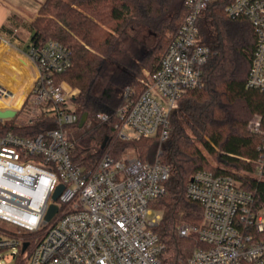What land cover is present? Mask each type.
<instances>
[{
  "label": "built area",
  "instance_id": "built-area-1",
  "mask_svg": "<svg viewBox=\"0 0 264 264\" xmlns=\"http://www.w3.org/2000/svg\"><path fill=\"white\" fill-rule=\"evenodd\" d=\"M213 1L185 0L186 15L157 67L140 78L137 92L126 91L128 99L116 111L117 136L169 137L172 111L182 94L201 83L211 54L200 41L199 21ZM225 11L233 18L246 16L254 27L246 85L264 91V0H232ZM17 49L34 80L17 107L4 102L15 92L0 82V110H14L16 116L26 106L40 107L26 122L43 110L54 124L32 136L0 134V220L17 227L0 225V253L11 249L3 256L20 255L24 264H163L165 244L156 231L162 213L151 203L166 193L170 167L159 159L145 162L108 153L94 166L77 164L67 126L79 122L78 91L57 81L71 66L69 48L51 39ZM96 117L108 121L111 112L101 110ZM260 127L256 116L250 128L258 132ZM258 149L256 169L244 171L264 181V140ZM186 194L202 204L204 221L201 226L181 222L178 233L188 237L196 232L204 246L180 264H264V192L258 196L232 174L198 170ZM52 204L57 210L47 219Z\"/></svg>",
  "mask_w": 264,
  "mask_h": 264
},
{
  "label": "trees",
  "instance_id": "trees-1",
  "mask_svg": "<svg viewBox=\"0 0 264 264\" xmlns=\"http://www.w3.org/2000/svg\"><path fill=\"white\" fill-rule=\"evenodd\" d=\"M231 1H213L199 21L200 41L210 46L211 54L201 83L179 98L164 141L159 135L117 136L116 111L126 103L127 89L137 92L140 78L157 67L186 15L185 0H45L31 24V40H58L70 50L71 66L57 81L78 91L74 102L79 122L84 112L89 113L88 122L82 127L77 122L70 134L74 161L94 166L104 154L120 158L134 150L142 161L159 159L170 167L166 193L151 203L162 213L156 231L165 244L163 264H180L204 246L196 232L188 237L178 233L181 222L201 226L204 221L202 204L186 194L195 172L232 174L258 196L264 192V181L236 172L254 171L261 157L264 91L246 85L256 36L246 16L226 13ZM101 110L111 112L108 121L96 117ZM256 116L261 121L258 132L250 128ZM53 124V117L41 110L20 125L0 122V134L32 136ZM106 136L104 148L88 152L94 141L102 143ZM15 264H24L20 255Z\"/></svg>",
  "mask_w": 264,
  "mask_h": 264
},
{
  "label": "crops",
  "instance_id": "crops-1",
  "mask_svg": "<svg viewBox=\"0 0 264 264\" xmlns=\"http://www.w3.org/2000/svg\"><path fill=\"white\" fill-rule=\"evenodd\" d=\"M44 1L0 0V7L4 8L6 19L0 25V29L3 28V25L8 27L3 30L8 34L7 40L0 41V82L15 92L11 99L4 101L15 107L21 105L34 80L28 62L20 57L17 49V47L24 48L21 27L26 26L32 31L31 24L39 15L40 7ZM15 34L17 35L15 36Z\"/></svg>",
  "mask_w": 264,
  "mask_h": 264
},
{
  "label": "rangeland",
  "instance_id": "rangeland-1",
  "mask_svg": "<svg viewBox=\"0 0 264 264\" xmlns=\"http://www.w3.org/2000/svg\"><path fill=\"white\" fill-rule=\"evenodd\" d=\"M4 8L0 7V25L2 24V22H5V16H4ZM1 32V36L4 40H7L8 34L3 32V29H0ZM21 33H22V40H23V45L24 48H27L28 45L30 44V42L32 41L31 36H32V31L29 30L28 27L26 26H22L21 27ZM3 41V40H2ZM70 85V84H69ZM71 86V85H70ZM72 87V86H71ZM36 109V110H35ZM37 110H40V107L34 108L32 106H26L23 110H21L20 112H18V114L14 117H5L3 119H0L1 124H12V125H20L22 124L24 121H26L27 119L33 117L35 115V112ZM76 127L75 124L73 125H69L67 126V129L69 131L70 134H72L74 128ZM100 141H94L91 144V148L88 150V152H93L97 146L100 144ZM124 155L127 156H138L136 154V152L134 150H128L127 152L124 153ZM212 163H214V161H212ZM236 172L238 173V175H245V171L244 170H236ZM0 225L6 228H10L11 230H16L17 227L14 225L9 224L8 222L2 221L0 220ZM11 252V249L9 250H3L0 253V264H15L16 263V259H14L13 257L9 256L8 258L3 256V254H6Z\"/></svg>",
  "mask_w": 264,
  "mask_h": 264
},
{
  "label": "water",
  "instance_id": "water-1",
  "mask_svg": "<svg viewBox=\"0 0 264 264\" xmlns=\"http://www.w3.org/2000/svg\"><path fill=\"white\" fill-rule=\"evenodd\" d=\"M15 114H16V111H14V110H9V109H7V110H0V119H3L5 117H14ZM88 117H89V113L88 112H84L82 114V116L80 118V122H79V126L80 127H82L86 123ZM108 139H109L108 136H106L104 138V140L102 141V144H101V147L102 148H104L106 146V144L108 142ZM62 189H63V185H60L57 188V190H56V192L54 193V196H53L54 200H56L58 198V196L60 195ZM56 210H57V206L55 204H52V206L50 207V210L48 212L47 219H50L52 217V215L55 213ZM27 245H28V242H25L24 243L23 250H25V248L27 247Z\"/></svg>",
  "mask_w": 264,
  "mask_h": 264
}]
</instances>
